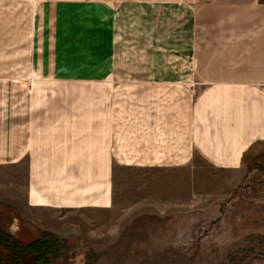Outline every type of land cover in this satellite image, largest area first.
I'll list each match as a JSON object with an SVG mask.
<instances>
[{
  "label": "rangeland",
  "instance_id": "rangeland-1",
  "mask_svg": "<svg viewBox=\"0 0 264 264\" xmlns=\"http://www.w3.org/2000/svg\"><path fill=\"white\" fill-rule=\"evenodd\" d=\"M82 1L0 0V115H28L33 134L21 160L0 165V231L24 244L48 235L63 248L52 264H239L264 256L263 168L219 169L195 156L187 166L103 170L99 126L120 80L102 77L99 57H86L76 41L88 32L76 23L101 17L99 5ZM129 47L119 49L117 66L131 67ZM68 125L76 131L70 147L59 131ZM84 127L91 152L76 154ZM58 157L76 162V184L88 183L90 171V192L76 186L73 202L90 206L51 200ZM36 180L49 189L48 205L33 200Z\"/></svg>",
  "mask_w": 264,
  "mask_h": 264
},
{
  "label": "crops",
  "instance_id": "crops-1",
  "mask_svg": "<svg viewBox=\"0 0 264 264\" xmlns=\"http://www.w3.org/2000/svg\"><path fill=\"white\" fill-rule=\"evenodd\" d=\"M94 3L100 19L76 26L93 27L96 38L87 32L76 41L86 57H99L102 77L120 80L99 126L107 174L187 166L195 156L219 169H264V0H92L90 7ZM129 44L132 65L119 67V49ZM59 131L64 144H76L75 126ZM32 137L28 115H0V165L21 160ZM82 138L76 154L87 146L91 152V127ZM76 171L70 157L53 158L50 196L57 207L90 206L73 204L76 186L85 196L91 183L89 171L88 183L76 184ZM47 189L31 182L33 200L48 205ZM239 264H264V256Z\"/></svg>",
  "mask_w": 264,
  "mask_h": 264
},
{
  "label": "trees",
  "instance_id": "trees-1",
  "mask_svg": "<svg viewBox=\"0 0 264 264\" xmlns=\"http://www.w3.org/2000/svg\"><path fill=\"white\" fill-rule=\"evenodd\" d=\"M0 245L3 248L0 264H52L53 258L63 249L45 234L24 244L12 233L3 231H0Z\"/></svg>",
  "mask_w": 264,
  "mask_h": 264
},
{
  "label": "bare ground",
  "instance_id": "bare-ground-1",
  "mask_svg": "<svg viewBox=\"0 0 264 264\" xmlns=\"http://www.w3.org/2000/svg\"><path fill=\"white\" fill-rule=\"evenodd\" d=\"M39 202H42V199H39Z\"/></svg>",
  "mask_w": 264,
  "mask_h": 264
}]
</instances>
